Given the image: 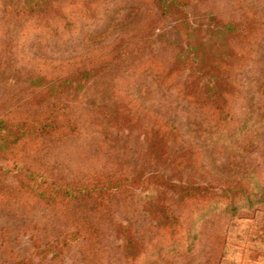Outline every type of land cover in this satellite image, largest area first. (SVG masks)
Returning <instances> with one entry per match:
<instances>
[{
    "label": "rangeland",
    "instance_id": "rangeland-1",
    "mask_svg": "<svg viewBox=\"0 0 264 264\" xmlns=\"http://www.w3.org/2000/svg\"><path fill=\"white\" fill-rule=\"evenodd\" d=\"M37 1L0 0V116L45 115L34 75L101 72L63 95L73 128L0 154V264H264V0H190L189 16L204 29L210 14L247 28L226 49L231 92L222 111L184 95L189 69L167 75L186 44L155 0H40L33 8ZM115 103L136 118L134 129L107 122L105 105ZM159 124L178 135L162 163L146 158L145 132ZM27 167L76 186L111 176L122 188L49 204L19 185ZM167 178L209 190L184 200L159 183ZM154 198L178 217L173 230L146 213ZM119 223L143 244L136 256L124 250ZM78 229L87 234L64 240Z\"/></svg>",
    "mask_w": 264,
    "mask_h": 264
},
{
    "label": "trees",
    "instance_id": "trees-1",
    "mask_svg": "<svg viewBox=\"0 0 264 264\" xmlns=\"http://www.w3.org/2000/svg\"><path fill=\"white\" fill-rule=\"evenodd\" d=\"M38 0L33 8L40 5ZM160 14L163 17H172L176 21L178 34L183 37L185 49H180L167 75H174L183 70H190V81L184 85V95L196 105H202L205 99L212 100L217 110H223L224 97L231 92V87L224 79L223 60L227 53L231 39L244 35L247 28L241 22L224 21L216 14L207 16L208 28L204 29L205 22L195 23L189 16L190 0H155ZM31 6V5H30ZM100 69L77 70L60 77L48 78L45 75H34L31 85L39 88L41 100L48 102V110L44 116L16 117L7 119L0 116V154L11 155L13 149L26 140L47 138L54 136L65 129L73 128L63 95L82 88L87 82L95 78ZM105 117L110 125H117L120 129H134L136 118L130 115L122 105L115 103L107 106ZM220 111V112H221ZM146 158L150 161L162 163L168 161L167 150L170 139L177 137V128H167L163 124L146 131ZM177 135V136H176ZM172 140V139H171ZM162 177L158 175V179ZM18 183L22 189L37 195L49 204L69 206L75 200L81 201L83 193L105 198L108 194L122 188L118 178L111 176L97 177L88 182L72 185L51 180L42 170L27 167L19 170ZM167 189L172 190L181 199L205 195L209 186L196 184H176L169 178L159 181ZM146 213L161 227L173 230L178 224V217L167 205L164 198L149 199L144 203ZM123 241V248L127 254L136 256L143 244L137 238L131 224L119 223L117 226ZM87 232L81 229L68 232L64 240L70 242ZM16 264H34L29 260H18ZM41 264V263H39Z\"/></svg>",
    "mask_w": 264,
    "mask_h": 264
}]
</instances>
